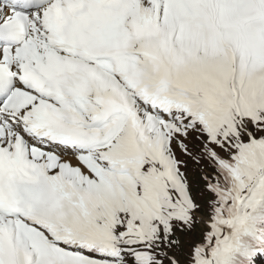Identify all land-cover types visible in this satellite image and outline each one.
Instances as JSON below:
<instances>
[{
	"label": "snow or ice",
	"instance_id": "snow-or-ice-1",
	"mask_svg": "<svg viewBox=\"0 0 264 264\" xmlns=\"http://www.w3.org/2000/svg\"><path fill=\"white\" fill-rule=\"evenodd\" d=\"M0 264H264V0H0Z\"/></svg>",
	"mask_w": 264,
	"mask_h": 264
}]
</instances>
